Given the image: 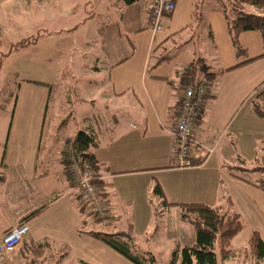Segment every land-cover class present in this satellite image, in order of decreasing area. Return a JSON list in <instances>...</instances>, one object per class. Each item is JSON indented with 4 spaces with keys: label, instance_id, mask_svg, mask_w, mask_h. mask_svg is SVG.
Segmentation results:
<instances>
[{
    "label": "crops",
    "instance_id": "1",
    "mask_svg": "<svg viewBox=\"0 0 264 264\" xmlns=\"http://www.w3.org/2000/svg\"><path fill=\"white\" fill-rule=\"evenodd\" d=\"M47 6L45 1L0 0V12L6 7L16 9L13 19L20 25H44L26 37L43 33L35 44L8 52L0 60V78L10 70L18 86L10 121L0 118L3 127L8 125L5 139L0 137V236L21 221L29 227L16 253L2 264H133L89 232L130 233L140 253H152L151 248L142 252L138 245L155 244L160 228L173 232L169 245H192L194 231L184 227L188 223L180 218L177 205L202 204V199L192 202L187 191L198 185L218 187L215 201L206 195L210 207L236 212L241 220L264 223V192L235 179L228 170L239 166L259 144L264 145V118H258L251 105L255 93L264 87L261 36L242 33L239 42L247 57L236 60L216 0H177L160 32L149 27L143 0L131 5L123 0H66L61 5L50 0ZM194 10L198 12L195 19ZM69 19V28L66 24L60 27L65 22L55 24ZM94 21H98L95 33L88 29ZM86 26V32L80 31ZM201 27L208 45L203 59L216 80L208 87L196 123L194 166L178 169L172 163L174 143L167 131L177 120L183 92L177 77L193 63L182 48L189 43L190 33ZM64 29L79 32L84 44L95 38L103 44L107 59L117 60L108 69L109 95L114 102L88 131L96 139L92 153L97 166L92 172L107 203L103 220L83 210L65 171V151L73 138L51 144L43 141L58 73L53 60L58 43L65 42L57 37L69 35ZM163 51L168 61L151 68ZM246 60L253 61L229 70ZM205 149L212 152L205 155ZM156 186L163 198L154 195ZM162 200L171 206L162 207ZM255 230L264 242L260 229L252 228L246 235L242 230L231 244L239 240L244 248ZM184 233L188 244L182 241ZM245 260L256 264L249 257Z\"/></svg>",
    "mask_w": 264,
    "mask_h": 264
},
{
    "label": "rangeland",
    "instance_id": "2",
    "mask_svg": "<svg viewBox=\"0 0 264 264\" xmlns=\"http://www.w3.org/2000/svg\"><path fill=\"white\" fill-rule=\"evenodd\" d=\"M37 1L40 3L45 1L46 7H48L47 4L50 0ZM57 1L58 5H61L65 3L66 0ZM54 6L56 5L54 4ZM29 10L31 11V9ZM14 12L16 13V9L9 7L1 9L0 12V44L2 43L0 51L3 53L0 54V56L11 52L13 48L12 45H15L36 30L44 29V25L38 22L34 23L32 27L20 25L21 22L19 23V20L13 19L15 16ZM61 22L65 23H63L64 25H60V27H64L66 24L69 28L72 21L70 19L69 21L58 20L55 24L59 25ZM97 23L98 21L91 22V26L88 29L95 33L97 30ZM86 28L87 26L81 28L80 31L86 32ZM64 30L66 31L68 29ZM68 31L69 35L65 37L59 35L57 37V41L64 40L65 42L58 43L57 55L54 57L56 59L53 60L58 67V73L51 92L43 131V141L50 144L61 138L71 140L79 131L88 132L94 129L96 126L94 124L95 120L100 116L102 117L104 115L103 113L107 110L106 107L114 102V99L109 95L108 69L110 65L117 60L107 59L103 51V44L98 43L95 38H93L94 40H89L90 42L88 44H84L81 42V35L79 32L75 33L73 30ZM190 37L189 43L183 46L182 51L188 53V55L192 57L193 63H195L196 60L205 58L208 52L205 28L201 27L196 33H190ZM9 46L10 48H8ZM122 52L121 56H123ZM17 95L18 86L16 76L8 70V72L6 71L0 78V118L5 117L10 121L15 108ZM124 113L126 114L125 111L123 114ZM63 122L65 123L64 125L62 124ZM3 126L4 124L0 122V137L4 140L7 135L8 125H5V127ZM58 127L60 128L59 131H57ZM263 147L264 145L262 146V144H259L256 150H252L250 153L248 152V156H245V159H243L244 168L252 169L258 162H262L261 164H263ZM251 176L255 179L258 178L260 174L252 173ZM188 180L194 183V185H198L191 177ZM218 190L217 186L199 188V185L191 190L187 189L191 198H193L192 202L202 199V204L207 206L209 205L207 204L208 201H205L207 200L206 195H211L214 200ZM2 192L3 190L0 195H2ZM170 222L171 221H169V223ZM242 222L244 225L242 235L248 234L252 228H258L260 232L264 234V223L248 219H242ZM184 227L192 231L190 225L185 224ZM254 232H256V230ZM191 233H193V231ZM172 234L173 232L171 230L165 232L164 229L160 228L155 244L145 245V243L142 242L138 245V248L141 249L142 252H145L143 251L146 250L145 248H151V254L155 257L156 264H169L173 251L178 247L177 244H168V238L173 236ZM182 241L188 244V238L185 233L182 236ZM238 241L230 246V249L237 254L234 259L228 261L220 260L217 250L218 264H249L246 263L245 258L247 257H245V255L238 256V253L242 251L243 248ZM245 244L243 246L246 248L247 244Z\"/></svg>",
    "mask_w": 264,
    "mask_h": 264
},
{
    "label": "trees",
    "instance_id": "3",
    "mask_svg": "<svg viewBox=\"0 0 264 264\" xmlns=\"http://www.w3.org/2000/svg\"><path fill=\"white\" fill-rule=\"evenodd\" d=\"M123 1L126 5H131L140 0ZM216 2L219 4L218 10L225 19L227 34L236 60L246 59L247 57L246 50L239 42V36L249 31L256 32L261 36L263 53L259 58H264V0H216ZM193 16L194 19L197 18V10H194ZM42 36L43 33H38L30 38L21 40L13 46L11 51L33 45ZM3 57L4 55H1L0 60ZM169 58L166 52H161L151 68H156L168 61ZM252 61L246 60L229 70ZM208 70L209 66L206 65L204 59L196 60L195 63L186 67L177 77L182 90L184 91L189 85L197 86L202 81H206L208 87L211 86L216 80V77L210 74ZM251 105L255 115L263 119L264 88L255 93L251 100ZM68 146L71 147L75 162L88 164L91 171L96 169L97 163L92 153V150L96 147V139L93 134L79 131L68 143ZM262 149L264 150V147ZM261 163H256V166L252 169H246L243 167V162H240L239 166L229 167L228 170L230 175L235 179L264 192V158L263 164ZM64 164L67 173L69 162L66 158ZM252 173H258L260 176L254 179L251 176ZM67 175L70 178L69 172ZM154 195L163 198L159 186L154 188ZM161 205L162 207L171 206L163 200ZM177 206L180 209V218L182 221L188 223L194 231V243L182 247L178 246L173 251L169 264H218L217 250L219 252V258L222 261H228L237 256L230 249V246L232 240L244 228L239 214L236 212L222 211L218 207H210L204 204H181ZM83 210H85V206ZM88 235L107 245L133 264H156L153 254L148 252L140 253L138 251L130 233L109 234L105 232H89ZM244 255L247 258H251L256 264L264 263V242L257 232H252L249 235L246 248L244 247L238 253V256ZM28 264L38 263L30 261Z\"/></svg>",
    "mask_w": 264,
    "mask_h": 264
},
{
    "label": "built area",
    "instance_id": "4",
    "mask_svg": "<svg viewBox=\"0 0 264 264\" xmlns=\"http://www.w3.org/2000/svg\"><path fill=\"white\" fill-rule=\"evenodd\" d=\"M144 2L148 9L149 27L154 32L162 31L163 21L173 14L177 0H144ZM207 90V82L202 81L197 86H187L180 97L176 111L177 120L174 126L167 131L173 138L172 163L175 168L189 169L194 166L193 147L197 146L195 127L201 114V107L205 101ZM211 152V150H204L205 155ZM65 154V158L69 162L68 172L71 183L86 211L98 219H105L107 203L96 185L93 172L88 164L75 162L71 147L66 149ZM28 231L27 223L21 221L0 236V264H2L3 259L16 253Z\"/></svg>",
    "mask_w": 264,
    "mask_h": 264
}]
</instances>
